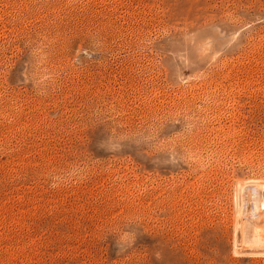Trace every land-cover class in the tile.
<instances>
[{"label": "rangeland", "instance_id": "374dc122", "mask_svg": "<svg viewBox=\"0 0 264 264\" xmlns=\"http://www.w3.org/2000/svg\"><path fill=\"white\" fill-rule=\"evenodd\" d=\"M0 264H264V0H0Z\"/></svg>", "mask_w": 264, "mask_h": 264}, {"label": "clouds", "instance_id": "9594fccd", "mask_svg": "<svg viewBox=\"0 0 264 264\" xmlns=\"http://www.w3.org/2000/svg\"><path fill=\"white\" fill-rule=\"evenodd\" d=\"M136 236L131 232L119 233L115 244L119 252L126 251L128 247H131L135 242Z\"/></svg>", "mask_w": 264, "mask_h": 264}, {"label": "bare ground", "instance_id": "6f19581e", "mask_svg": "<svg viewBox=\"0 0 264 264\" xmlns=\"http://www.w3.org/2000/svg\"><path fill=\"white\" fill-rule=\"evenodd\" d=\"M263 197V196H262Z\"/></svg>", "mask_w": 264, "mask_h": 264}]
</instances>
